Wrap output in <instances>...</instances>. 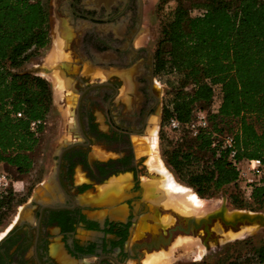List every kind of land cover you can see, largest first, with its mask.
<instances>
[{
    "label": "flooded vegetation",
    "instance_id": "obj_1",
    "mask_svg": "<svg viewBox=\"0 0 264 264\" xmlns=\"http://www.w3.org/2000/svg\"><path fill=\"white\" fill-rule=\"evenodd\" d=\"M58 1L56 31L65 25L70 31L65 61L72 67L67 79L74 95L73 138L36 183L43 189L27 201L28 217L20 215L0 237V264L135 263L140 251L150 252L168 236L161 228L135 232L152 206L143 197L138 175L142 158L135 150L158 127L156 118L146 136L161 105L153 89V53L135 44L142 34L141 0ZM86 67L103 71V78L92 76ZM82 73L97 79L80 86ZM94 112L102 119V129L94 122ZM91 150L102 152L103 159L96 153L91 159ZM76 166L79 182L73 176ZM114 189L120 199L106 206Z\"/></svg>",
    "mask_w": 264,
    "mask_h": 264
},
{
    "label": "trees",
    "instance_id": "obj_2",
    "mask_svg": "<svg viewBox=\"0 0 264 264\" xmlns=\"http://www.w3.org/2000/svg\"><path fill=\"white\" fill-rule=\"evenodd\" d=\"M195 8L201 12L191 16ZM47 24L43 1L0 0V164L16 176L33 164L51 92L43 78L14 69L31 49L46 45ZM154 59L157 73L176 75L183 85L169 93L164 122L170 116L189 122L196 110H204L208 121L195 136L183 130L182 141L166 143L162 152L182 182L201 197L238 182L228 150L219 147L227 134L233 136L235 161L264 162V0H202L174 9ZM14 194L0 197V226ZM250 200L264 205V180L252 186ZM246 244L226 264H264V241Z\"/></svg>",
    "mask_w": 264,
    "mask_h": 264
},
{
    "label": "rangeland",
    "instance_id": "obj_3",
    "mask_svg": "<svg viewBox=\"0 0 264 264\" xmlns=\"http://www.w3.org/2000/svg\"><path fill=\"white\" fill-rule=\"evenodd\" d=\"M41 1H43L44 5L48 9V17L50 16V19H48L49 24H47L48 42L43 47L31 49L28 52L27 59L23 62L21 66L14 69V71L39 76L46 80L51 92V108L43 122V128L39 134L38 146L35 152L33 153V164L29 172L25 175L16 176L12 168H4L5 172L9 174V176L13 180L18 181L19 183L16 186L14 199L11 205L12 207L8 212L7 216L4 218L2 225L0 226V237L7 230H9L15 224V222H17V220L19 219L21 208L26 205L27 201L31 200L33 193L38 188L35 187L36 183L40 181L44 177V175H46L47 171L52 168L53 159L55 157V154L57 153L58 147L66 141L72 142L73 138L71 130V127L73 125L72 103L74 102V95L71 92L73 89L70 88L71 86L69 83L66 87H60V85H62L63 83L62 81H60L62 79H60L59 81L57 79V73L60 76V73H62L61 70L58 68L59 63L68 60L69 57L65 51L67 47L66 43L68 37H66V35L64 34L67 31L69 32L68 36H70V31L67 25L64 26V30L60 31L61 29L59 28L56 31L54 10L55 8L57 9V6H59V1ZM200 1L202 0H141L142 27L140 33L142 34H139L138 38L135 41V44L145 45L149 50H151L154 56L158 42L163 38L166 33L167 23L168 19L170 18L171 12L178 7L187 6L188 4L198 3ZM190 12L191 16H195L198 15L201 11L195 8L192 9ZM62 33L63 35H61ZM51 56L52 58H54H50ZM86 69L89 74H92V76L94 74L95 77L98 76L99 78H103V71L96 72V70L90 68L88 69L87 67L85 68V70ZM62 71V76L67 79V73L70 71ZM79 77L82 82L80 83V86H83L84 84L97 79L83 73L80 74ZM154 81L155 82L153 89L157 94L161 105L158 106L155 117L153 116L150 120L146 136H148L150 129L154 126L156 118H158V127L156 125L153 128H156V152L154 153L150 151L148 147V139H142L141 141L143 142V144L137 145L135 150V155L138 157L141 156L142 158L141 167L139 169L140 173L138 175L140 176V185L142 188H144L143 197L146 195L144 181H156V179L158 181L160 177L157 173H155V171L151 169L150 164L153 162V160H151L153 159V155H157V157L170 170V172H172L177 182H179L181 185L188 187L191 191L195 193V191L191 187L187 186L184 182L181 181V176L175 174L165 164L164 158L162 156V152H164L167 147L166 143H169L171 147L176 146L178 143H180V141L175 144L176 139L174 138H179V135L183 134V130L186 131V129H183L181 134L178 135L168 132L165 129L166 123L163 120V111L165 104L167 103L170 97L169 93L171 92V90H175L178 87L183 86L181 84L182 81L176 78V75L165 74L164 72L157 73L156 71H154ZM93 115L95 117L94 122L96 123L97 127L99 129H102L103 123L102 119L99 117V114L97 112H94ZM95 153L97 154V156L103 159V153L99 150H91L89 152V156L91 157V159H94L96 157ZM73 176L75 182H79V180L82 179V177L80 176L79 168L77 166L74 168ZM117 179L121 181L124 179V177L120 176ZM243 180V177L239 178L236 184L223 187L213 196L201 197L198 196L196 193L195 194L198 196L201 202H203V205L213 204V207L211 208L212 210L218 208L222 198L224 197L226 200V207L229 211L244 210L264 214V205L261 207L258 206L252 200H247L243 198L241 189L243 185ZM86 194L89 195V197L91 198L94 196L90 192H87ZM101 196L102 195L98 194V196H95V198L98 200ZM119 196L120 195L117 193V190L114 189L113 192L109 194L108 197H106V206H112L116 198H119ZM144 198L150 203L152 202L150 199L151 197L149 198L148 196H146ZM233 200L235 201L234 204L232 203ZM88 201L89 200H87V202ZM100 201L103 202V197L100 199ZM150 207V212L146 215V217L142 219L140 218L141 220L135 227V232L143 230L142 228L145 227L153 229L156 225L160 228H163V230H161L164 232L165 229L170 226V224L166 226L164 225L166 223L161 221V217L163 216L173 217V223L171 224V226H173V224L178 223V220L173 215L175 213L179 214L180 216L198 217L212 211L202 210V212H200L201 210H197L200 213L186 212L189 214H181L177 213V211H175L174 209L165 206L162 207V204L160 205L159 203L156 204L153 202L152 206ZM27 217L28 213H24V215L22 216L23 220ZM217 233L220 235H218ZM132 235L133 234L130 235V238H133ZM249 239H251L252 243L256 245L260 244L262 241H264V229L259 227L237 226L235 229L224 228V230H221L219 227H216V232L211 229L207 236L204 232H191L189 234H184L182 232L175 231L172 233L170 242L163 246H159L157 250H164L166 252L171 251V254H168L172 256L171 264H226L227 261L232 259L236 254H243L246 251V241ZM157 250H153L151 252H156ZM151 252L140 251V257L138 261H140L142 257L147 254H150ZM133 263L134 260L128 261L126 264ZM135 263L137 264L136 261Z\"/></svg>",
    "mask_w": 264,
    "mask_h": 264
},
{
    "label": "bare ground",
    "instance_id": "obj_4",
    "mask_svg": "<svg viewBox=\"0 0 264 264\" xmlns=\"http://www.w3.org/2000/svg\"><path fill=\"white\" fill-rule=\"evenodd\" d=\"M61 35H63V33ZM64 35H66V37H69L68 36L69 33L67 31ZM50 58H52V56ZM60 74L62 76L63 73H60ZM61 76L57 73L58 81L62 79L60 81L63 82L62 85H60V87L62 86L66 87L68 84L67 79H65L64 76L62 77ZM148 141H149L148 147L150 151L155 153L156 147H157L156 128L153 129L151 134L148 136ZM151 160H153V162L150 164L151 169L160 176L158 181L157 179L156 181L155 180H145L144 181V186L147 189L145 191V194L147 196L149 195L153 197V198H150L153 203H156V204L159 203L160 205L162 204V207L163 206L174 207L176 208L175 210H178L180 213L181 212L183 213L194 212L195 213V212H199L197 210H201L200 212H202V210L203 211L212 210L211 208L213 207V204L203 205V202H201V200L198 198V196L193 191H191L188 187L181 185L179 182H177L172 172H170V170L163 164V162L157 157V155H153V159ZM24 213L26 212H23V215ZM161 221L166 223L164 224L166 226L170 223H173V217L163 216L161 217ZM216 227L217 226L213 228L215 232H216ZM168 254H171V251ZM168 254L160 251L158 253L147 255L145 259L143 258L144 260L142 259L143 260L142 264H171L172 256Z\"/></svg>",
    "mask_w": 264,
    "mask_h": 264
},
{
    "label": "water",
    "instance_id": "obj_5",
    "mask_svg": "<svg viewBox=\"0 0 264 264\" xmlns=\"http://www.w3.org/2000/svg\"><path fill=\"white\" fill-rule=\"evenodd\" d=\"M58 68L61 70H69L71 67V64L67 61H63L59 63ZM75 70V68L73 67ZM71 144V142L66 141L63 144H61L58 149L57 153L55 155L59 156L61 151L68 147ZM56 171V170H55ZM57 174H55V180L57 181ZM145 187V186H144ZM43 186H40L35 190L33 193L32 198L37 197L40 192L42 191ZM147 189L145 188V191ZM100 195L103 196L102 193ZM152 195V194H151ZM150 198H153L152 196H149ZM31 201V200H30ZM29 202L26 203L25 206H23L20 210V215L25 212ZM174 217L178 220L177 224H173V226H168L167 229V238L165 241L162 242V246L165 244H168L170 242V238L172 236V233L175 231L182 232L184 234H189L191 232H204L207 236L210 232V230L217 226L220 229L224 230L226 229H235L237 226H243V227H259L264 229V214L259 212H250V211H244V210H228L226 207V200L223 197L221 200L220 205L215 210H212L202 216H180L179 214H173ZM160 227L157 225L151 229V231L157 232V230ZM163 230V228H161ZM165 232V231H164ZM159 246H155L153 250H157ZM153 250H150L153 251ZM144 257H142L143 259ZM142 259L140 261H137V264H141Z\"/></svg>",
    "mask_w": 264,
    "mask_h": 264
},
{
    "label": "built area",
    "instance_id": "obj_6",
    "mask_svg": "<svg viewBox=\"0 0 264 264\" xmlns=\"http://www.w3.org/2000/svg\"><path fill=\"white\" fill-rule=\"evenodd\" d=\"M33 2L35 0H28ZM17 117L20 113L16 114ZM38 123V122H37ZM35 122L30 125L33 126ZM208 126V121L206 113L204 110H196L189 122H180L176 117L170 116L167 123L165 124V129L175 135L181 134L183 129H186L191 136H195L200 130L206 129ZM181 136V137H180ZM176 139L175 144L178 141H182V134ZM216 145V142H212V147ZM219 147L223 150H228V159L232 162L233 166L238 170L239 178L243 177L242 185V195L250 200V192L253 185H256L261 180H264V162L262 159H248L242 161H235L236 150L233 145V136L227 134L220 138ZM264 158V151L262 153ZM19 182L13 180L9 174L5 172L2 165L0 164V197L5 196L9 191L15 193L16 186Z\"/></svg>",
    "mask_w": 264,
    "mask_h": 264
},
{
    "label": "crops",
    "instance_id": "obj_7",
    "mask_svg": "<svg viewBox=\"0 0 264 264\" xmlns=\"http://www.w3.org/2000/svg\"><path fill=\"white\" fill-rule=\"evenodd\" d=\"M168 208H171V209H174V210L176 209V208H174V207H168ZM175 211H177V213H180L178 210H175ZM181 214H189V213H183V212H181ZM160 251L163 252L164 250H157L156 252H151L150 254L158 253V252H160ZM169 252H170V251H168V252L164 251V253H167V254H168ZM150 254H147V255H150ZM147 255L144 256V259L146 258ZM144 259H143V260H144ZM143 260H142V262H143Z\"/></svg>",
    "mask_w": 264,
    "mask_h": 264
}]
</instances>
